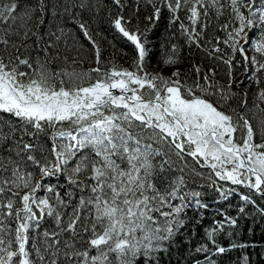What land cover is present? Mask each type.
Returning a JSON list of instances; mask_svg holds the SVG:
<instances>
[{"label": "snow or ice", "instance_id": "obj_1", "mask_svg": "<svg viewBox=\"0 0 264 264\" xmlns=\"http://www.w3.org/2000/svg\"><path fill=\"white\" fill-rule=\"evenodd\" d=\"M249 218L264 0H0V264H252Z\"/></svg>", "mask_w": 264, "mask_h": 264}, {"label": "trees", "instance_id": "obj_2", "mask_svg": "<svg viewBox=\"0 0 264 264\" xmlns=\"http://www.w3.org/2000/svg\"><path fill=\"white\" fill-rule=\"evenodd\" d=\"M160 32H163V27L159 29ZM154 42L158 43V40L156 37H153ZM116 44V51L114 52L111 45H108V53L107 56L109 59H115L117 63L127 66L126 60L123 57V53L120 51V41L117 40L114 42ZM155 64V61H153V65ZM88 65H85V68ZM210 208L207 210V219L212 220L214 218V213L217 210V206L215 204L211 203V200H209ZM233 204L236 203V200L232 201ZM233 214H235L233 212ZM248 229H253L254 234H249ZM240 234L244 241L250 242V246L247 249L248 255H250V258L252 260V264H264V230H262L261 222L257 220V222L254 224L252 220L249 218L247 220L241 221L240 226ZM232 259L235 261L236 256L233 253Z\"/></svg>", "mask_w": 264, "mask_h": 264}]
</instances>
